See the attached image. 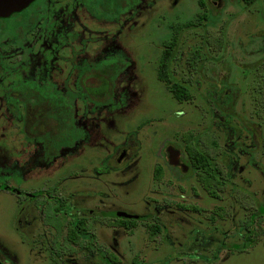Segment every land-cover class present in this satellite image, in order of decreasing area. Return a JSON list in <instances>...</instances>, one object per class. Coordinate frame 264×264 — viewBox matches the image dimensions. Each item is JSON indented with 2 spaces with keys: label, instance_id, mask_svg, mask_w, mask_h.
I'll return each instance as SVG.
<instances>
[{
  "label": "rangeland",
  "instance_id": "obj_1",
  "mask_svg": "<svg viewBox=\"0 0 264 264\" xmlns=\"http://www.w3.org/2000/svg\"><path fill=\"white\" fill-rule=\"evenodd\" d=\"M200 15L205 18L199 19ZM119 20L118 55L129 56L135 64L116 81V96L79 98V118L84 114L87 119L102 118L100 130L79 151L75 145L76 150L56 161L44 157L42 140L31 142L25 137L22 113L10 111L11 99L0 89V165L6 167L0 170V184L15 187L21 182L26 187L16 177L20 174L31 181L27 184L31 192L66 197L70 215L62 214L64 222L83 216L80 212L85 209L89 230L96 235L95 248L112 252L117 264H264V212L258 213L264 210V0L249 5L243 0H137ZM186 23L194 25L182 32L171 70L173 80L186 84L192 96L179 102L157 72L164 45L175 34L173 26ZM101 25L105 24H91L94 31L104 30ZM67 54L60 50L56 56L55 65L64 71L68 67L62 60ZM21 63L16 69L27 78V61ZM49 70L50 66L37 63L29 76L51 74L63 88L66 81ZM94 100L112 101L101 108ZM84 126L83 118L81 127L88 134ZM190 135L223 171L226 185L215 196L189 166L185 144ZM19 138L29 145V154L15 164L22 154L13 147ZM170 146L180 151L179 164L171 162ZM123 148L126 153L119 161ZM157 164L164 168L161 180L154 178ZM20 169L36 172H28L27 180ZM17 199L0 190L4 262L99 264L93 261L96 252L83 251L81 244L54 245L66 230L20 226ZM52 203L50 198L38 204L37 216H44ZM101 211L149 218L127 230L101 217ZM253 213H258L255 233L245 247ZM155 221L161 233L150 237L146 224ZM42 233L48 234L46 245L34 241ZM88 241L85 238L86 247ZM37 248L47 256H39Z\"/></svg>",
  "mask_w": 264,
  "mask_h": 264
},
{
  "label": "flooded vegetation",
  "instance_id": "obj_2",
  "mask_svg": "<svg viewBox=\"0 0 264 264\" xmlns=\"http://www.w3.org/2000/svg\"><path fill=\"white\" fill-rule=\"evenodd\" d=\"M136 5L137 0H33L23 10L14 12L10 16L0 17V89L6 90L11 99L8 102L10 111L17 115L22 113L21 118L25 124L26 134L23 132L25 137L30 141L42 140L44 157L56 161L71 150H76V148H72L75 145H78L76 147L79 151L87 139L93 138V132L100 130L102 118L87 119L86 116L84 117L85 114L79 118V98L90 94H101L109 97L117 94L116 81L126 77L124 76L125 69H129L130 65L132 67L135 64L129 56H125L123 53L118 55L119 33L117 25L118 21L120 22L119 17ZM92 20L98 22V24H105L101 25L104 30L94 31L95 29L91 26L94 23ZM96 26L98 25L96 24ZM107 27L109 28L107 29ZM106 30H110L108 36ZM96 33L99 35L95 36ZM120 47H122V44ZM60 50L68 51V54L62 60L66 61L65 64L68 67L66 71L62 67L60 68L59 65V68L55 65L56 62L58 64L59 58L57 59L56 56ZM90 50H93V52ZM17 55L20 56L19 59H17ZM26 61L27 64L32 65V67H26L27 64H25L29 75L33 66H36L37 63L44 64L51 67L55 78L61 76V79L66 81V85H62L63 88H60L55 83L56 81H53L51 74L50 77H42L41 74L35 72L32 73V76H29L27 72L28 77L22 78L23 71H17L16 66ZM49 80L53 82H49ZM111 101L106 103L96 100L95 104L104 108ZM82 102H84V99ZM6 111L7 109H5ZM70 112L72 114V130L71 126L67 124L69 123ZM53 113L61 115L60 128L63 134L53 140L51 148H47L45 140L39 135L43 132L42 127L45 123L53 122L50 117V114ZM83 118L85 120L84 127L89 132L88 134L81 127ZM70 133H72V136ZM19 139L21 140V138ZM19 142L16 146L15 144L13 146L15 150L18 149V152L22 153L18 155L20 157L15 164H18L22 157L25 158V155L29 154L27 148L29 145L23 140ZM125 153L126 148H123L118 158L119 161ZM5 155V161H7ZM2 169H6V167L0 165V170ZM18 172L23 173L22 169ZM28 172L31 174V172L36 171L25 169L23 174L27 180L31 177L28 175L30 177L27 178L26 174ZM19 175L16 176L17 179L23 181L26 187H22L21 182L15 187L2 183L0 184V190L12 192L18 198L16 220L20 226L33 225L37 228L40 224L53 226L59 231L66 230L62 240L56 238L53 241L55 246L68 247L70 243L81 244L83 251L88 249L96 252V259L93 261H98L99 264H103V261L105 264H117L116 259L109 254L102 255V251L106 250L102 249L101 251L100 249L86 247L85 236L81 232V225L86 222L85 209L80 212L83 215H80L82 218L76 217L64 222L62 214L70 215L66 197L53 196L49 191L45 195L43 191L40 193L31 192L30 187L27 185L31 181H25ZM50 198L53 199V203L47 206L44 216H37L38 204ZM30 205L33 209L28 208ZM258 213L251 214L250 219L252 218L256 222ZM38 221L40 222L37 223ZM72 228H76L78 234H71ZM17 229L23 232V229H19L18 225ZM47 235V233H42L40 236H34V241L46 245L49 243ZM33 246L35 245L33 244ZM50 249L54 250L55 253L60 252L59 249V252L53 248ZM1 251L5 254L4 250L0 248ZM38 251L42 253H39V256H47L46 252L45 254L41 250ZM61 252L64 254V248L61 249ZM0 261L9 264L1 258Z\"/></svg>",
  "mask_w": 264,
  "mask_h": 264
},
{
  "label": "trees",
  "instance_id": "obj_3",
  "mask_svg": "<svg viewBox=\"0 0 264 264\" xmlns=\"http://www.w3.org/2000/svg\"><path fill=\"white\" fill-rule=\"evenodd\" d=\"M243 1L247 5H249L254 3L256 0H243ZM202 16L200 15L199 19L205 18ZM192 25L194 24L186 23V24H177L173 26V31L175 34L171 37L169 41L165 43L164 45L165 47L162 56L160 58V63L158 67L159 80L163 81L167 85L173 97L179 102L190 100L192 94L186 84L180 81L173 80L171 64L176 55V50L179 47L182 32L186 28L191 27ZM220 43L222 42L220 41ZM58 114L59 113L50 114V117L53 122L52 123L48 122L47 124L45 123L42 127L43 132L39 135V137H42L45 140L47 148H51V144L53 140L63 134V131L60 128L62 122L61 115ZM71 115L72 114L70 112L69 123L67 122L66 123L71 126V130H72L73 123H72ZM71 134L72 133H70V135ZM185 151L188 156L190 168L196 170V175L200 183L208 191L209 194L215 196L218 190L225 188L224 186L226 185V180L223 177V171L220 169L219 165L215 162L214 157L210 153L202 150L198 146L196 140L191 135L188 136L186 139ZM163 175H164V168L161 165L157 164L154 170V178L157 180H161L163 178ZM59 210L61 209L59 208ZM263 212L264 210L259 211L260 214H262ZM101 217L108 220L111 219L113 220L112 222L113 225L123 227L127 230H132L137 225V222L139 220L142 221L149 218L148 216H142L140 219L126 218V217H120L114 212L111 213L107 211H101ZM146 225L150 237H155L156 235L161 233V226L159 225L158 222L155 221L153 223H148ZM250 225L251 226L249 227V230L245 234V241H244L245 247L250 246V242L252 241V234L255 233L254 221L252 218L250 219ZM81 232L84 234L85 238L89 240L88 241L89 246L87 247L94 249L96 247L94 244L96 235L89 230L88 224L86 222L83 225H81ZM71 234L74 235L78 234L76 228L71 229ZM97 249H100L102 251L101 248H97ZM103 254H109L110 256L115 258L113 254L108 253L107 251H102V255Z\"/></svg>",
  "mask_w": 264,
  "mask_h": 264
},
{
  "label": "water",
  "instance_id": "obj_4",
  "mask_svg": "<svg viewBox=\"0 0 264 264\" xmlns=\"http://www.w3.org/2000/svg\"><path fill=\"white\" fill-rule=\"evenodd\" d=\"M33 0H0V17L2 16H10L14 12H18L23 10L25 7H27ZM170 160L173 164H179L180 160L178 159V156L180 154V151L175 149L174 147L170 146L168 148ZM187 166H184V169L186 170ZM117 215L120 217H126V218H141L142 216L132 214L126 211H119L117 212ZM0 264H4L0 261Z\"/></svg>",
  "mask_w": 264,
  "mask_h": 264
}]
</instances>
